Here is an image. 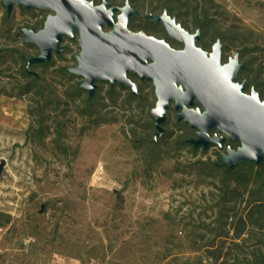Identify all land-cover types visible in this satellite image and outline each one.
I'll use <instances>...</instances> for the list:
<instances>
[{
  "label": "rangeland",
  "instance_id": "1",
  "mask_svg": "<svg viewBox=\"0 0 264 264\" xmlns=\"http://www.w3.org/2000/svg\"><path fill=\"white\" fill-rule=\"evenodd\" d=\"M131 3L130 29L183 48L148 16L167 10L201 31L197 45L211 52L220 41L223 63L238 55L246 66L235 81L264 99V0ZM51 12L18 3L9 11L0 0V264H264V225L247 201L264 180V160L229 169L222 152L241 141L195 145L197 129L179 120L174 101L158 134L156 86L137 73V93L98 79L91 95L71 70L78 31L28 68L41 47L22 28H43Z\"/></svg>",
  "mask_w": 264,
  "mask_h": 264
},
{
  "label": "water",
  "instance_id": "2",
  "mask_svg": "<svg viewBox=\"0 0 264 264\" xmlns=\"http://www.w3.org/2000/svg\"><path fill=\"white\" fill-rule=\"evenodd\" d=\"M9 11L15 3L51 10L43 28L23 27L27 41L41 47L39 55L27 58V67L33 62L48 61L53 51L63 50L64 35L74 37L80 33L82 50L77 54L79 63L71 70L85 79L81 86L94 94L96 80L119 81L138 92V83L129 73L142 79L153 80L158 101L152 109L155 125L164 132L162 123L167 118L171 101H175L179 120L186 119L197 129V137L189 139L195 145L207 148L218 143L223 146L227 137L240 140L237 148L227 146L222 152L221 163L233 169L243 161L261 163L264 160V99L255 88L245 92L247 81L235 78L241 68L236 55L222 62V43L213 45L209 52L197 45L201 31L194 33L184 28L167 10L162 14H148L164 23L170 35L185 44L175 48L164 38L144 30L129 28V19L138 13L127 0L123 6L108 0L96 4L94 0H5ZM117 18V19H116ZM112 26L106 30L105 25ZM196 103L199 105L195 106ZM218 129V132L211 133ZM4 161H0V173Z\"/></svg>",
  "mask_w": 264,
  "mask_h": 264
},
{
  "label": "trees",
  "instance_id": "3",
  "mask_svg": "<svg viewBox=\"0 0 264 264\" xmlns=\"http://www.w3.org/2000/svg\"><path fill=\"white\" fill-rule=\"evenodd\" d=\"M235 170H229L228 173H234ZM258 175H260V172L258 171ZM262 186H264V180L262 181V183L260 184V186H252L250 188V193H249V198H248V206L250 208H252L251 210L253 211H258V217H257V223L260 225H264V195L260 193ZM238 186L233 188V191L237 190ZM248 187H245V189H243V197L244 194L247 193ZM244 199V198H243ZM249 216H251V213L248 214ZM253 215V214H252ZM242 220L245 219L241 218ZM217 257L221 258L222 255L219 254ZM221 264H225V262L223 261Z\"/></svg>",
  "mask_w": 264,
  "mask_h": 264
},
{
  "label": "flooded vegetation",
  "instance_id": "4",
  "mask_svg": "<svg viewBox=\"0 0 264 264\" xmlns=\"http://www.w3.org/2000/svg\"><path fill=\"white\" fill-rule=\"evenodd\" d=\"M168 42H169V41H168ZM170 44H171V43H170ZM173 47H174V46H173ZM184 47H185V44H184ZM184 47H183V48H184ZM175 48H177V47H175ZM252 89H253V88H252ZM251 91H252V90H251ZM174 102H175V101H174ZM170 105H171V104H170Z\"/></svg>",
  "mask_w": 264,
  "mask_h": 264
},
{
  "label": "bare ground",
  "instance_id": "5",
  "mask_svg": "<svg viewBox=\"0 0 264 264\" xmlns=\"http://www.w3.org/2000/svg\"><path fill=\"white\" fill-rule=\"evenodd\" d=\"M117 19V18H116ZM128 76H130V73L128 74ZM171 103H172V101H171Z\"/></svg>",
  "mask_w": 264,
  "mask_h": 264
}]
</instances>
